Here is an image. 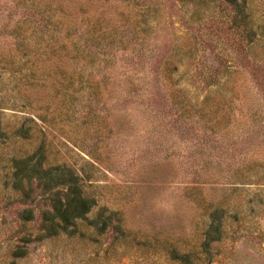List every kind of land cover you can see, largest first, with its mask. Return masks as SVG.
I'll use <instances>...</instances> for the list:
<instances>
[{"label": "rangeland", "instance_id": "obj_1", "mask_svg": "<svg viewBox=\"0 0 264 264\" xmlns=\"http://www.w3.org/2000/svg\"><path fill=\"white\" fill-rule=\"evenodd\" d=\"M233 1L0 0L1 120L27 129L0 140V264H264V0ZM41 147L96 200L72 233L5 194L9 153Z\"/></svg>", "mask_w": 264, "mask_h": 264}, {"label": "trees", "instance_id": "obj_2", "mask_svg": "<svg viewBox=\"0 0 264 264\" xmlns=\"http://www.w3.org/2000/svg\"><path fill=\"white\" fill-rule=\"evenodd\" d=\"M241 1L233 2L239 6L240 12L245 13L246 0ZM244 23L243 26L246 25ZM175 70L176 65L172 68V71ZM215 75L217 77V72ZM11 132L5 129L0 114V140L9 138ZM26 132L27 129L21 124L11 134L25 136ZM9 157L11 164L4 180H11L12 185L8 188L4 184V191L13 196L17 205L16 220L26 223L39 219V237L74 232L78 221L85 218L96 203L94 196L85 190L86 177L65 162H48L42 147L32 154L28 151L21 154L9 153ZM37 196L41 199L37 200ZM225 203H217L209 214L202 243L204 259L208 261L211 258V243L226 237L229 224L225 219L228 210ZM23 241L28 242L25 238ZM25 253L24 248L16 246L12 256L16 259ZM170 253L174 260L182 263H192L194 258H200L195 251L180 250L178 247H172Z\"/></svg>", "mask_w": 264, "mask_h": 264}]
</instances>
